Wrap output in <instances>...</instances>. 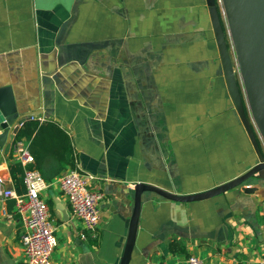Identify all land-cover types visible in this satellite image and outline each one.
I'll list each match as a JSON object with an SVG mask.
<instances>
[{
	"label": "crops",
	"instance_id": "0c3cea01",
	"mask_svg": "<svg viewBox=\"0 0 264 264\" xmlns=\"http://www.w3.org/2000/svg\"><path fill=\"white\" fill-rule=\"evenodd\" d=\"M242 4L243 34L264 44V0ZM235 55L264 154L255 112L264 118V46L250 60L255 101ZM8 86L19 113L35 118L17 140L35 159L29 168L50 184L42 197L58 241L53 264H121L138 184L192 196L259 163L227 88L206 0H0V88ZM11 143L9 153L0 147V178L22 195L24 168ZM76 166L103 194L95 235L59 186ZM244 188L194 203L144 192L129 264H188L192 256L204 264H260L264 183L254 193ZM22 233L15 201L0 200V264L24 260Z\"/></svg>",
	"mask_w": 264,
	"mask_h": 264
},
{
	"label": "water",
	"instance_id": "95a60500",
	"mask_svg": "<svg viewBox=\"0 0 264 264\" xmlns=\"http://www.w3.org/2000/svg\"><path fill=\"white\" fill-rule=\"evenodd\" d=\"M206 1L212 20L216 42L220 52V60L223 67L227 88L240 120L242 121L253 144V147L257 152L259 163L239 178L227 184L219 186L208 192L192 196H178L146 184L136 185L134 213L130 224V232L126 251L121 264H129L132 255L140 218L141 196L144 192H153L165 200L176 203H194L211 199L240 186L245 187V193H254L258 190V185H260V183H264V154L262 153L256 134L254 133V130L248 120L242 92L240 90V85L232 60V55L234 53V55L236 54V62L240 68V73L243 75L251 100L255 101L252 95L254 65H251L250 60L257 59L259 57L260 51L262 50L264 44L262 40L255 38L250 32H245L246 34H243L244 31L242 28V23L246 21V12L242 4V0H221L229 21L228 27L232 34L233 47L235 49V52H230L232 44L228 42V28L224 26V22L222 20L223 16L221 13V5L219 4V0ZM262 110L264 111V109ZM255 112L257 114V121L260 124L261 130L264 134V118H260V112L258 113V108L255 109ZM28 120L30 119H26L18 111L12 87H1L0 147H5L6 153L11 152V141L14 142L18 138L21 127L25 126ZM67 156L69 158L70 154Z\"/></svg>",
	"mask_w": 264,
	"mask_h": 264
},
{
	"label": "built area",
	"instance_id": "2783aa9c",
	"mask_svg": "<svg viewBox=\"0 0 264 264\" xmlns=\"http://www.w3.org/2000/svg\"><path fill=\"white\" fill-rule=\"evenodd\" d=\"M219 4L222 16L226 15L221 0ZM30 121H35V118L32 117ZM13 159L24 168L23 183L26 191L22 195L16 194L0 178V200L15 201L16 213L23 226L24 260L20 264H53L52 256L58 241L48 204L42 197L50 184L37 170L29 168L35 159L28 148L17 139L13 142ZM94 180V176L81 172L78 166L68 170L59 180V186L68 199L73 216L93 235L99 229L103 200V194L90 188ZM4 214L6 215L5 210ZM188 264L204 262L192 256L188 258ZM260 264H264V258Z\"/></svg>",
	"mask_w": 264,
	"mask_h": 264
},
{
	"label": "trees",
	"instance_id": "16d2710c",
	"mask_svg": "<svg viewBox=\"0 0 264 264\" xmlns=\"http://www.w3.org/2000/svg\"><path fill=\"white\" fill-rule=\"evenodd\" d=\"M36 127H37V125H35V127H34V128L36 129Z\"/></svg>",
	"mask_w": 264,
	"mask_h": 264
},
{
	"label": "rangeland",
	"instance_id": "374dc122",
	"mask_svg": "<svg viewBox=\"0 0 264 264\" xmlns=\"http://www.w3.org/2000/svg\"><path fill=\"white\" fill-rule=\"evenodd\" d=\"M223 4V3H222Z\"/></svg>",
	"mask_w": 264,
	"mask_h": 264
}]
</instances>
